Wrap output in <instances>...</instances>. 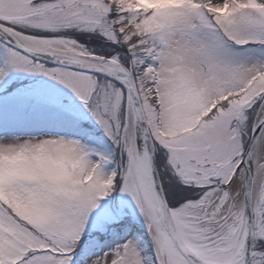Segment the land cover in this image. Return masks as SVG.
<instances>
[{"label":"snow or ice","instance_id":"obj_1","mask_svg":"<svg viewBox=\"0 0 264 264\" xmlns=\"http://www.w3.org/2000/svg\"><path fill=\"white\" fill-rule=\"evenodd\" d=\"M0 264H264V0H0Z\"/></svg>","mask_w":264,"mask_h":264}]
</instances>
